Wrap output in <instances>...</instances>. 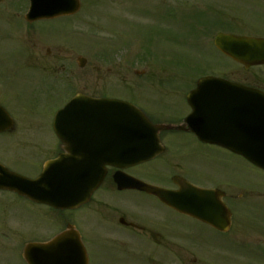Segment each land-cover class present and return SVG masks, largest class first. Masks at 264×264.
I'll list each match as a JSON object with an SVG mask.
<instances>
[{
	"label": "rangeland",
	"instance_id": "374dc122",
	"mask_svg": "<svg viewBox=\"0 0 264 264\" xmlns=\"http://www.w3.org/2000/svg\"><path fill=\"white\" fill-rule=\"evenodd\" d=\"M25 1L0 3V48L29 51L32 59L14 63H43L44 75L36 70L20 73L10 82V91L0 94L21 128L10 140L11 146L17 139L56 146L53 121L58 109L71 98L70 93L64 94L66 87L76 80L80 87L94 84L100 88L104 83L91 80L111 79L114 88L119 79L185 80L198 78L196 72L243 77L242 72H234L238 70L234 63L210 49L219 30L203 34L204 28H199L206 51L193 46L198 39L193 36L192 24L198 28L193 15L207 14L201 17L202 25L216 22L215 18L235 23V29L223 25L234 32L239 20L238 0H81V10L75 16L34 24L24 18L28 9ZM250 22L253 30L263 29L262 19ZM79 58L87 60L83 68L78 65ZM37 110L40 114L31 113ZM39 123L43 130L35 127ZM202 149L204 161L194 158L192 165L209 177L206 179L240 184L239 191L231 193L238 201L233 208V227L227 235L205 231L207 246L176 249V257L186 258L185 264H193L194 259L200 264H264V172L220 148ZM0 201L6 210L3 215L0 209V222L12 225L17 237L16 249L13 245L0 249V264H26L21 257L24 244L43 239V223L51 222L50 214L43 206L15 201L11 196L0 195ZM94 251L98 256L95 264H105V252L100 255L96 248Z\"/></svg>",
	"mask_w": 264,
	"mask_h": 264
},
{
	"label": "flooded vegetation",
	"instance_id": "af4514ba",
	"mask_svg": "<svg viewBox=\"0 0 264 264\" xmlns=\"http://www.w3.org/2000/svg\"><path fill=\"white\" fill-rule=\"evenodd\" d=\"M238 1L239 20L236 22V31L231 33L238 36L264 38V26L261 27L263 29L253 30L254 25L250 22L253 18H259L264 25V0ZM2 2L3 0H0V3ZM196 48L206 51V44L200 43L196 45ZM24 51L26 50L0 48V73L3 72L1 73L3 78L0 79V94H6L10 89V82H15L20 73L36 70L43 77V63L39 66L35 63L32 65L31 62L29 64L14 63L18 59H32V54ZM48 53L50 54V51ZM233 63L238 67V70L234 72H242L243 77L231 74H225L222 77L264 92V65L246 68L234 61ZM209 75L216 74L211 73L205 76ZM202 77L185 80L119 79L120 84L114 88L111 86L115 81L111 79L91 80L94 83H104L100 88H96L94 84L87 88L80 87L78 80L68 85L65 92L70 93L71 99L82 93L93 98L126 100L139 107L154 124L184 125L183 129L159 132L161 142L154 148L155 155L149 161H145V158L149 156V153L145 152L149 149L145 150V146H133L126 159L119 160L117 153L109 151L111 146H95L94 135L92 140L90 137L88 139L78 137L77 146H65L61 140H58L57 146H43L41 140L27 144L26 141L19 139L15 142V146H11L10 140L16 138L21 128L14 118L16 115L0 98V105L7 109L14 120L13 128L0 133L1 165L21 175L36 178L42 173L47 162L63 155L72 154L76 157L72 164L86 165L92 163V158L95 157L99 158L100 163H103L105 158H109L116 164V166L107 165V175L102 185L90 201L81 207L75 210L57 211L43 206L48 210L51 220L50 223H43V244L50 243L58 235H65L58 247L45 249L46 258L55 259L63 255L82 256L86 252L89 264H95L98 258L94 251L96 248L100 255L101 252H105L103 258L105 264H176V262L185 264L186 258L176 257V249L180 248L179 250L182 251L185 250L183 248L188 250L191 247L203 249L209 244L205 231L222 234L199 219L171 206L173 203H182L183 198L177 195L189 191V185L223 192L224 196L221 200L231 209L232 214L234 204L238 203V201L235 202L231 193L233 190L239 191L240 184L206 179L209 177L192 165L194 158L203 160L205 155L202 146L220 148L218 147L220 145L201 140L186 124L188 117L193 114L199 113L202 117L211 116L213 90L199 89ZM116 87L120 88L116 89ZM213 107L223 113L225 106L222 101H217ZM40 112L37 110L31 113L40 114ZM35 127L39 131L43 130L41 123L35 124ZM206 139L212 140L211 137ZM220 149L234 155L223 148ZM120 174L126 176H119ZM116 178H123V184L120 185ZM130 178L134 179V182ZM140 183L166 190L168 196L161 198L150 193ZM0 195L24 199L3 190H0ZM233 219L232 215L231 230ZM14 231L15 228L12 225L0 222V249L8 250L11 245L13 249H16ZM98 263L101 264V261ZM192 263L200 264L197 259H194Z\"/></svg>",
	"mask_w": 264,
	"mask_h": 264
},
{
	"label": "water",
	"instance_id": "95a60500",
	"mask_svg": "<svg viewBox=\"0 0 264 264\" xmlns=\"http://www.w3.org/2000/svg\"><path fill=\"white\" fill-rule=\"evenodd\" d=\"M79 9L78 0H32L27 20L33 22L44 18L73 15ZM216 45L225 54L246 66L264 64L263 40L220 35ZM80 61L84 63L83 60ZM206 79L217 80L218 82L211 87L222 86L226 99L235 101L241 94L236 85H231L225 80ZM249 94L254 96L249 110L243 113L235 109L239 114L227 116L228 114L223 112L220 117L213 113L215 116L207 117L210 126L204 129L205 132L197 129V133L204 141L222 145L264 170V94L254 90L249 91ZM86 99L90 100V109L77 108L81 100L76 98L55 118V133L67 146H75L69 144L68 138L78 129L82 135L89 130L99 134V129L104 128L105 134L113 136L112 144L151 148L159 145L160 130L171 129L152 125L139 109L127 102L87 97ZM191 119H198V116L193 115ZM190 122L192 121L189 120ZM209 134L212 140L205 139ZM153 155L151 153L145 159H151ZM66 159L76 157L68 156L47 164L44 173L37 180L26 179L4 169L3 177H0V188L16 191L33 201L46 203L57 209H75L86 203L101 185L106 174L105 164L110 163V160L105 158L104 162L100 163L99 158L95 157L92 158L90 165L72 166L65 161ZM198 192L197 197L186 196L189 201L181 205L182 208L196 212L198 217H202L215 228L227 231L230 226L229 211L218 202V197L216 198L214 193ZM25 259L28 264H86L85 260L81 259L44 260L43 244H29L25 250Z\"/></svg>",
	"mask_w": 264,
	"mask_h": 264
}]
</instances>
